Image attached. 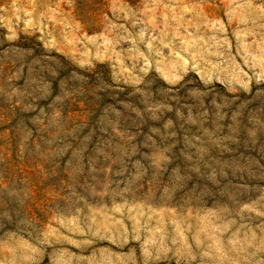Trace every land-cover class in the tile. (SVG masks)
Instances as JSON below:
<instances>
[{"label": "rangeland", "instance_id": "1", "mask_svg": "<svg viewBox=\"0 0 264 264\" xmlns=\"http://www.w3.org/2000/svg\"><path fill=\"white\" fill-rule=\"evenodd\" d=\"M0 264H264V0H0Z\"/></svg>", "mask_w": 264, "mask_h": 264}]
</instances>
